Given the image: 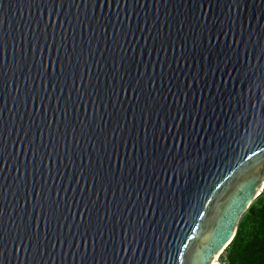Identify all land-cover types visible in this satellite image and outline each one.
Here are the masks:
<instances>
[{"label":"water","instance_id":"1","mask_svg":"<svg viewBox=\"0 0 264 264\" xmlns=\"http://www.w3.org/2000/svg\"><path fill=\"white\" fill-rule=\"evenodd\" d=\"M264 188V0H0V264H211Z\"/></svg>","mask_w":264,"mask_h":264},{"label":"trees","instance_id":"2","mask_svg":"<svg viewBox=\"0 0 264 264\" xmlns=\"http://www.w3.org/2000/svg\"><path fill=\"white\" fill-rule=\"evenodd\" d=\"M220 259L226 264H264V188L241 215L236 234Z\"/></svg>","mask_w":264,"mask_h":264},{"label":"built area","instance_id":"3","mask_svg":"<svg viewBox=\"0 0 264 264\" xmlns=\"http://www.w3.org/2000/svg\"><path fill=\"white\" fill-rule=\"evenodd\" d=\"M220 255H221V253L218 255V257H217V262H216V264H226V263H224L223 261H221V259H220Z\"/></svg>","mask_w":264,"mask_h":264},{"label":"bare ground","instance_id":"4","mask_svg":"<svg viewBox=\"0 0 264 264\" xmlns=\"http://www.w3.org/2000/svg\"><path fill=\"white\" fill-rule=\"evenodd\" d=\"M216 262H217V257H214L211 264H216Z\"/></svg>","mask_w":264,"mask_h":264}]
</instances>
